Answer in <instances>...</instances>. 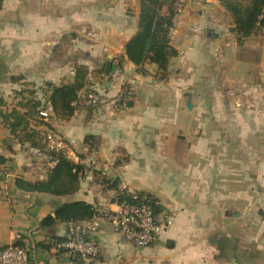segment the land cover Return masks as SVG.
<instances>
[{
	"label": "crops",
	"instance_id": "0c3cea01",
	"mask_svg": "<svg viewBox=\"0 0 264 264\" xmlns=\"http://www.w3.org/2000/svg\"><path fill=\"white\" fill-rule=\"evenodd\" d=\"M140 1L2 0L0 80L70 83L84 65V89L103 103L52 120L67 158L86 171L67 196L16 187L18 178L46 180L48 166L0 121V248L23 244L32 264H264V31L240 42L220 24L217 0H180L171 36L178 54L161 80L157 66L142 75L126 56ZM128 85L132 98L116 110ZM123 188L151 196L172 217L152 246L137 249L102 222L92 262L57 249L67 233L61 207L115 211Z\"/></svg>",
	"mask_w": 264,
	"mask_h": 264
},
{
	"label": "trees",
	"instance_id": "16d2710c",
	"mask_svg": "<svg viewBox=\"0 0 264 264\" xmlns=\"http://www.w3.org/2000/svg\"><path fill=\"white\" fill-rule=\"evenodd\" d=\"M218 1L222 3L232 17L233 28L231 30L237 36L238 41L241 42L264 28V0ZM1 2L2 0H0V7ZM179 2L180 0L140 1L138 30L126 43L125 51L128 60L138 67V72L142 75L146 74V65H155L159 70L160 79L165 80L167 78L170 60L178 54L171 45V36L174 28V18L180 6ZM165 6L168 7V12L164 14L162 10ZM87 74L88 70L85 66H78L75 80L72 83L62 84L59 87L50 82L45 83V87L50 88L52 91V107L60 118H69L74 114L75 107L73 105L79 93L85 88ZM18 79L20 78H12L13 81ZM0 116L7 122L12 135L19 139L20 144L28 142L32 146L30 148L42 149L43 146L40 142L38 144L34 142V134L24 132L26 133L24 137L18 135V128L23 126V122H25L22 116H16L15 114L11 116L0 114ZM23 131H26V128H23ZM50 155L54 165L48 168L46 180L30 183L18 178L15 181L16 187L29 192H42L54 196L72 195L78 191L81 179L86 173L85 166L72 162L63 152L51 151ZM139 194L141 200L149 203L156 214L161 212L154 198L144 193ZM122 201L133 202L130 194L119 191L116 202L120 203ZM93 214L94 208L92 205L85 202H76L61 207L56 214V218L68 223L74 220L89 219ZM51 220L53 218H47L44 223ZM18 246L24 245L18 244Z\"/></svg>",
	"mask_w": 264,
	"mask_h": 264
},
{
	"label": "built area",
	"instance_id": "2783aa9c",
	"mask_svg": "<svg viewBox=\"0 0 264 264\" xmlns=\"http://www.w3.org/2000/svg\"><path fill=\"white\" fill-rule=\"evenodd\" d=\"M133 92L134 88L129 85L123 89L116 110H120L122 105L131 100ZM102 103V96L97 90L84 89L78 95L75 109L79 111L97 108ZM40 115L45 121L51 116L50 112L44 110ZM45 143L50 151L63 152L66 155L68 144L54 131L46 133ZM121 191L130 194L133 202L117 203L115 211L105 207H94L91 218L68 222L66 236L63 241L56 243L57 249L77 257L83 263L92 262L101 254L97 234L102 222L113 224L122 240L131 243L137 249L152 246L159 234L172 224V217L168 214H156L149 203L141 200L140 192L127 188ZM0 264H32V252L27 247L10 244L0 248Z\"/></svg>",
	"mask_w": 264,
	"mask_h": 264
},
{
	"label": "rangeland",
	"instance_id": "374dc122",
	"mask_svg": "<svg viewBox=\"0 0 264 264\" xmlns=\"http://www.w3.org/2000/svg\"><path fill=\"white\" fill-rule=\"evenodd\" d=\"M219 6V14L218 17L221 20L220 24L223 25L224 28L227 29V31L232 29L233 26V20L231 15L227 12L225 7L222 5L220 1L217 0ZM179 11V10H178ZM259 31V32H258ZM257 31V36H259L261 33H263L264 28ZM8 60L4 62L6 64ZM3 63V62H2ZM3 64V65H4ZM84 66V65H80ZM88 78V74H87ZM85 81V87L88 85V81ZM7 81H12L10 78ZM6 79L0 80V114H6V116L16 115V116H22L25 119V122H23V126H20L18 128V135L20 137H24L25 134H34V142L40 144L43 146L42 149L39 148V150L35 149L37 151V156L35 157L36 162H43L46 164V166L51 167L54 165V163L51 161L52 157L50 155V150L47 148L45 143V135L48 131H54L55 128L52 124V120L58 119L60 120V116H58L51 103V95L52 91L50 88L45 87V83L50 82L54 86H60L62 84H67L64 82L60 83V80H51V81H43L39 83H35L32 81H27L26 79L20 78L17 81L12 82H3ZM6 83V84H5ZM72 83V82H70ZM215 100V99H214ZM254 105V101H252ZM75 107V103L73 105ZM48 111L50 112V118L48 121H45L44 118L40 115L41 111ZM249 112L248 109L245 110V114ZM255 110L253 109L251 112L253 113ZM207 112V111H206ZM208 115H216V110H208ZM225 115L233 116L234 110H226ZM0 121L2 126L10 132L12 135L11 129L8 126L7 122L4 121V119L0 116ZM23 128H26V131H23ZM54 129V130H53ZM26 132V133H24ZM14 140L20 147L24 150L26 147L30 148L32 147L30 143L26 144H20L19 139L12 135ZM33 149V148H32ZM229 163V162H228ZM231 169V168H230Z\"/></svg>",
	"mask_w": 264,
	"mask_h": 264
},
{
	"label": "water",
	"instance_id": "95a60500",
	"mask_svg": "<svg viewBox=\"0 0 264 264\" xmlns=\"http://www.w3.org/2000/svg\"><path fill=\"white\" fill-rule=\"evenodd\" d=\"M111 61H108L107 62V65H106V73L107 74H109L110 73V70H111ZM192 101H191V99H189V101L187 102V109L188 110H191L192 109ZM118 185H119V178H116L113 182H112V184L110 185V189H116L117 187H118Z\"/></svg>",
	"mask_w": 264,
	"mask_h": 264
}]
</instances>
